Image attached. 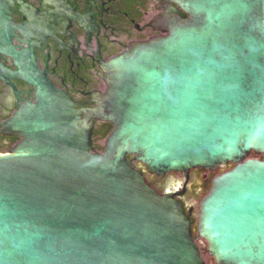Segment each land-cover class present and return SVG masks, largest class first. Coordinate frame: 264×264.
<instances>
[{
	"label": "water",
	"instance_id": "95a60500",
	"mask_svg": "<svg viewBox=\"0 0 264 264\" xmlns=\"http://www.w3.org/2000/svg\"><path fill=\"white\" fill-rule=\"evenodd\" d=\"M157 9L158 34L101 63L91 108L33 59L17 71L36 88L2 123L19 141L0 153V264H264V0ZM96 121L112 124L101 152ZM134 160L156 175L231 166L193 227Z\"/></svg>",
	"mask_w": 264,
	"mask_h": 264
},
{
	"label": "flooded vegetation",
	"instance_id": "af4514ba",
	"mask_svg": "<svg viewBox=\"0 0 264 264\" xmlns=\"http://www.w3.org/2000/svg\"><path fill=\"white\" fill-rule=\"evenodd\" d=\"M159 1L0 0V153L10 151L19 141L17 136L1 132L2 123L20 105L34 101L35 85L17 75L18 70L31 76L28 65L33 59L35 68L67 92L78 108H91L94 99L106 90L99 74L101 63L131 42L158 34L152 23L162 12L157 9ZM106 129L109 130L105 132ZM111 129L109 122H94L95 150L103 151ZM133 166L142 171L157 192L180 201L195 227L199 202L212 178L231 165L225 169L195 167L160 175L149 173L137 160Z\"/></svg>",
	"mask_w": 264,
	"mask_h": 264
},
{
	"label": "rangeland",
	"instance_id": "374dc122",
	"mask_svg": "<svg viewBox=\"0 0 264 264\" xmlns=\"http://www.w3.org/2000/svg\"><path fill=\"white\" fill-rule=\"evenodd\" d=\"M205 261L207 264H214L213 259L207 253H205Z\"/></svg>",
	"mask_w": 264,
	"mask_h": 264
},
{
	"label": "trees",
	"instance_id": "16d2710c",
	"mask_svg": "<svg viewBox=\"0 0 264 264\" xmlns=\"http://www.w3.org/2000/svg\"><path fill=\"white\" fill-rule=\"evenodd\" d=\"M109 129H106L105 132H107ZM251 156H258L255 153H251Z\"/></svg>",
	"mask_w": 264,
	"mask_h": 264
}]
</instances>
